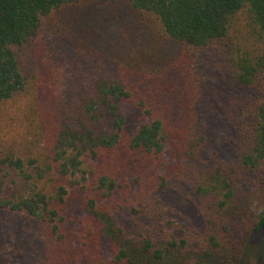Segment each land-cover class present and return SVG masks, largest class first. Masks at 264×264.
Segmentation results:
<instances>
[{"label": "trees", "instance_id": "1", "mask_svg": "<svg viewBox=\"0 0 264 264\" xmlns=\"http://www.w3.org/2000/svg\"><path fill=\"white\" fill-rule=\"evenodd\" d=\"M121 2L152 36H100L94 45L119 61H94L42 109L34 43L67 8ZM125 21L116 15L107 28ZM165 41L181 49L175 55ZM170 59L187 70L188 108L142 81L169 72ZM24 112L32 136L10 144L5 124ZM78 187L105 223L91 216L83 238L111 239L110 261L97 264L246 261L264 228V214H243L264 205V0H0V217L43 230L44 261H30L82 264L65 252L81 250L66 242Z\"/></svg>", "mask_w": 264, "mask_h": 264}, {"label": "rangeland", "instance_id": "2", "mask_svg": "<svg viewBox=\"0 0 264 264\" xmlns=\"http://www.w3.org/2000/svg\"><path fill=\"white\" fill-rule=\"evenodd\" d=\"M116 15L121 16L126 21L121 23L114 22L117 28L114 27L115 31H113L107 27ZM138 17H140L139 14L134 12L125 2L115 5H83L67 8L57 13L52 19L51 26L38 38L31 49L32 51H30L31 58H33L35 63L34 66L37 69V76L39 77L40 84L36 92L42 109L53 107V99L61 95L70 86L75 85L76 79L80 80L85 77V70L91 69L94 61L99 64L103 61L101 58H111L119 61L120 58L110 55L104 46L99 48L94 45V41H98L100 36H107L110 32H114L120 35L124 41H128L127 39L135 36L144 41L148 39V34L152 36L153 32L150 27H139L138 21L140 19ZM70 26H74V29H71ZM77 27L84 31L77 32V29H79ZM110 43L113 42L110 41ZM164 46L172 50L170 52L175 55L181 49V46L174 42L165 41ZM169 61V67L172 69V71L170 69V73L166 70L154 72L150 79H145L149 75L142 73L144 75L142 81H146L158 91H165L163 94L170 95L174 100L178 99L180 105L187 104L185 107L188 108L190 97L188 95V83H186L187 70L176 67L177 63H173L172 59ZM27 106L28 102L24 103L23 109ZM26 112L20 115L23 120L19 121V123L17 118L19 116H17L9 119V123L11 121L13 123L10 128L5 124V139L10 144H14L15 141L17 143L21 142L19 133L32 136L33 128L30 118H24ZM128 116L132 123L136 122V115L132 109H128ZM38 120L39 118H37ZM51 120L53 119L50 117ZM173 120L178 121L175 118ZM19 124L20 126H18ZM175 125H181L185 128L183 121ZM218 133L219 131L214 134L213 147L216 146L218 141ZM74 189L72 190V200H70L68 206L66 230L70 237L66 242L72 249L79 248L81 250H79L78 257L77 255H72L69 251L65 250V252L70 254L72 262L76 263L97 264L100 260L109 262L111 257V239L108 233L101 238L97 245V241L90 240V237L86 236L83 238V235L88 232L91 216L98 218L103 223L104 219L90 213L83 204L86 194L79 187ZM245 208L247 210L243 214L256 215L257 217L264 214L263 204L246 206ZM18 226L21 228H18ZM42 233L43 230L40 227L20 220L19 217L7 214L0 217V264H16L17 252L24 247L27 248V256L20 257L21 264H31V262L32 264H37L35 260L30 261L32 257L40 258L44 261L43 253H45L46 244ZM250 244L249 253L245 261L246 264H264V228L251 236ZM31 250H34V252L32 253ZM36 252L39 253L37 256ZM11 253L13 254L10 255Z\"/></svg>", "mask_w": 264, "mask_h": 264}]
</instances>
